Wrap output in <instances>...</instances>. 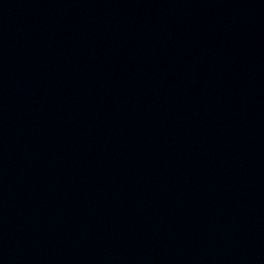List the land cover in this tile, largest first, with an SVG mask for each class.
Instances as JSON below:
<instances>
[{"label":"water","instance_id":"water-1","mask_svg":"<svg viewBox=\"0 0 264 264\" xmlns=\"http://www.w3.org/2000/svg\"><path fill=\"white\" fill-rule=\"evenodd\" d=\"M0 264H264V0H0Z\"/></svg>","mask_w":264,"mask_h":264}]
</instances>
